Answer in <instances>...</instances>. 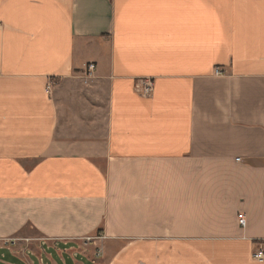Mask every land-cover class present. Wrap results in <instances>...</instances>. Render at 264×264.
Listing matches in <instances>:
<instances>
[{
	"label": "crops",
	"instance_id": "crops-1",
	"mask_svg": "<svg viewBox=\"0 0 264 264\" xmlns=\"http://www.w3.org/2000/svg\"><path fill=\"white\" fill-rule=\"evenodd\" d=\"M260 241L264 0H0L2 264H264Z\"/></svg>",
	"mask_w": 264,
	"mask_h": 264
},
{
	"label": "built area",
	"instance_id": "built-area-1",
	"mask_svg": "<svg viewBox=\"0 0 264 264\" xmlns=\"http://www.w3.org/2000/svg\"><path fill=\"white\" fill-rule=\"evenodd\" d=\"M96 68H97V65L95 62H88L86 64L85 71L87 72V74L93 75L96 71ZM215 73L221 74L222 73L221 68L216 67ZM54 83L55 82L52 79H50L48 81V83H47L48 91H50V92L52 91ZM136 89L140 93H142V95L149 96L154 91V81L152 80V78H144V79H142L141 83L136 84ZM236 159L241 160L240 157H238ZM239 222H240V224H242L244 226L246 224V218L243 215H240ZM106 238H107V236L104 232H98L97 234L87 235V236H84L81 238L84 245H86V246L90 245V244L95 245V250H94L95 252H94V256H93L94 262L97 259H99L104 253L103 246L100 243L98 244L97 242H102ZM10 241H11L10 239L6 240L7 243ZM253 257L260 262H264V242L260 241L258 243L257 247L255 248V250L253 252Z\"/></svg>",
	"mask_w": 264,
	"mask_h": 264
},
{
	"label": "rangeland",
	"instance_id": "rangeland-1",
	"mask_svg": "<svg viewBox=\"0 0 264 264\" xmlns=\"http://www.w3.org/2000/svg\"><path fill=\"white\" fill-rule=\"evenodd\" d=\"M96 70H97V68H96ZM95 73H96V71H95ZM95 73L93 74V75H90V74H87V72L85 71V70H83V72H81V73H78L77 74V76H78V78L84 83V84H90L92 81H93V79L95 78ZM52 80H54V79H52ZM55 83H54V85H53V87L55 86V84H56V81H54ZM15 241H16V239H14ZM18 241V240H17ZM98 244L100 243V242H97ZM94 250H95V245H94ZM93 252H95V251H93ZM1 253V252H0ZM32 260H35V258L34 257H30ZM18 259H20L19 257H18ZM17 259V261H19ZM5 260H10V257L8 256V258H6ZM15 260V259H14ZM86 262H87V264H94V263H92L90 260H85ZM2 262H3V260L2 259H0V264H2Z\"/></svg>",
	"mask_w": 264,
	"mask_h": 264
}]
</instances>
